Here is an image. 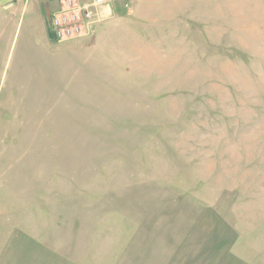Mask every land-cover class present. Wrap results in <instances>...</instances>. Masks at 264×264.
Returning a JSON list of instances; mask_svg holds the SVG:
<instances>
[{
  "label": "rangeland",
  "instance_id": "obj_1",
  "mask_svg": "<svg viewBox=\"0 0 264 264\" xmlns=\"http://www.w3.org/2000/svg\"><path fill=\"white\" fill-rule=\"evenodd\" d=\"M58 1L0 6V264H264V0Z\"/></svg>",
  "mask_w": 264,
  "mask_h": 264
},
{
  "label": "built area",
  "instance_id": "obj_2",
  "mask_svg": "<svg viewBox=\"0 0 264 264\" xmlns=\"http://www.w3.org/2000/svg\"><path fill=\"white\" fill-rule=\"evenodd\" d=\"M53 13V28L60 41L85 34L92 22L110 14L109 0H59Z\"/></svg>",
  "mask_w": 264,
  "mask_h": 264
},
{
  "label": "water",
  "instance_id": "obj_3",
  "mask_svg": "<svg viewBox=\"0 0 264 264\" xmlns=\"http://www.w3.org/2000/svg\"><path fill=\"white\" fill-rule=\"evenodd\" d=\"M16 1L17 0H0V6H6V5H9V4H13ZM47 13H48L49 19L51 20V12H50L49 9H47Z\"/></svg>",
  "mask_w": 264,
  "mask_h": 264
}]
</instances>
